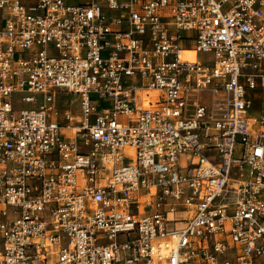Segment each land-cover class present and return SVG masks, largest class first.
Returning a JSON list of instances; mask_svg holds the SVG:
<instances>
[{
  "label": "built area",
  "instance_id": "1",
  "mask_svg": "<svg viewBox=\"0 0 264 264\" xmlns=\"http://www.w3.org/2000/svg\"><path fill=\"white\" fill-rule=\"evenodd\" d=\"M257 89L264 0H0V264H264Z\"/></svg>",
  "mask_w": 264,
  "mask_h": 264
},
{
  "label": "rangeland",
  "instance_id": "2",
  "mask_svg": "<svg viewBox=\"0 0 264 264\" xmlns=\"http://www.w3.org/2000/svg\"><path fill=\"white\" fill-rule=\"evenodd\" d=\"M70 1H77V0H70ZM211 58V54L209 53H200L199 54V59L205 63H209V60ZM146 93H149L151 95V91H147L145 93L142 94V100L145 101L146 100V96L145 94ZM250 97L252 98L253 100V107L252 109L250 110V114H255V115H258L259 114V111H260V106L262 103H264V90L263 89H257V90H252L250 91ZM23 95L20 94V93H15L13 94V101H14V105L15 107L17 108H22L24 106H28V105H24L20 102V99ZM94 97H96V95H93ZM75 97L73 96H60L59 98V103H60V106H61V109H65L68 105H67V100H74ZM209 99H210V95L208 92H205L202 94V101H203V104L207 105L209 103ZM79 103L74 101L72 103V112L75 113V114H78L80 112L79 110Z\"/></svg>",
  "mask_w": 264,
  "mask_h": 264
},
{
  "label": "bare ground",
  "instance_id": "3",
  "mask_svg": "<svg viewBox=\"0 0 264 264\" xmlns=\"http://www.w3.org/2000/svg\"><path fill=\"white\" fill-rule=\"evenodd\" d=\"M183 54H185V57H187L188 59H191V60H195L196 59L195 52L186 51ZM151 96H152L153 100H156V93L151 92ZM143 105H145V106L148 105L147 100L143 101Z\"/></svg>",
  "mask_w": 264,
  "mask_h": 264
}]
</instances>
